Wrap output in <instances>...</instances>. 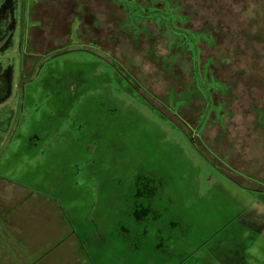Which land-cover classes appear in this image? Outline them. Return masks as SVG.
I'll use <instances>...</instances> for the list:
<instances>
[{"label": "rangeland", "instance_id": "obj_1", "mask_svg": "<svg viewBox=\"0 0 264 264\" xmlns=\"http://www.w3.org/2000/svg\"><path fill=\"white\" fill-rule=\"evenodd\" d=\"M0 181V264H264V0H0Z\"/></svg>", "mask_w": 264, "mask_h": 264}, {"label": "crops", "instance_id": "obj_2", "mask_svg": "<svg viewBox=\"0 0 264 264\" xmlns=\"http://www.w3.org/2000/svg\"><path fill=\"white\" fill-rule=\"evenodd\" d=\"M0 183L1 184H5V185H7L8 186V184L7 183H5V182H2V181H0ZM17 187V186H16ZM140 193V192H139ZM140 201H141V197H140ZM140 201H139V203H140ZM12 214V212H11V209H8L7 211H3V213H0V217L1 218H3V219H6L7 217H9L10 215ZM63 221L64 222H66L68 225H69V227L71 228V231H72V225L73 224H70L69 223V221H67L66 219H63ZM11 227H14L13 225H11ZM18 229V227H16V228H14V246H15V249H14V252H16L17 251V253L16 254H19V252L23 255V253H25V252H29L30 254H31V249L29 248V250L27 249V247H26V245H27V243H26V241H25V239H24V236L23 235H20L19 233V230H17ZM30 246H31V244H30ZM32 247V246H31ZM26 248V249H25ZM45 257V255H44V253L42 254V256L40 257V258H38L39 260H37V263L36 264H42V258H44ZM36 259V258H35ZM34 259V260H35ZM34 260L31 262L32 264H33V262H34ZM244 261H246L247 262V260H244ZM246 262H244L245 264H248V262L246 263ZM35 264V263H34Z\"/></svg>", "mask_w": 264, "mask_h": 264}, {"label": "trees", "instance_id": "obj_3", "mask_svg": "<svg viewBox=\"0 0 264 264\" xmlns=\"http://www.w3.org/2000/svg\"><path fill=\"white\" fill-rule=\"evenodd\" d=\"M112 5H114V6H116L115 4H113L112 3ZM153 7L154 8H152L153 9V11H159L160 9H161V6L158 4V5H156L155 3L153 4ZM50 25H52V24H50ZM119 26V25H118ZM121 30V29H120ZM124 31V30H123ZM128 34V33H127ZM129 35V34H128ZM132 44H136V43H134L133 41H132Z\"/></svg>", "mask_w": 264, "mask_h": 264}, {"label": "flooded vegetation", "instance_id": "obj_4", "mask_svg": "<svg viewBox=\"0 0 264 264\" xmlns=\"http://www.w3.org/2000/svg\"><path fill=\"white\" fill-rule=\"evenodd\" d=\"M244 262H246V261H244Z\"/></svg>", "mask_w": 264, "mask_h": 264}]
</instances>
